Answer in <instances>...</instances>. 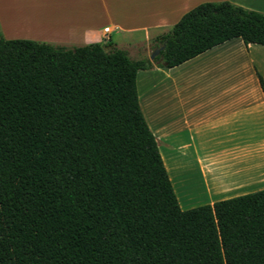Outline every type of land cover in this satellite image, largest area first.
I'll return each mask as SVG.
<instances>
[{
	"label": "trees",
	"instance_id": "trees-1",
	"mask_svg": "<svg viewBox=\"0 0 264 264\" xmlns=\"http://www.w3.org/2000/svg\"><path fill=\"white\" fill-rule=\"evenodd\" d=\"M234 38L264 14L201 3L153 61L0 35V264H264V189L182 210L136 88Z\"/></svg>",
	"mask_w": 264,
	"mask_h": 264
},
{
	"label": "crops",
	"instance_id": "crops-1",
	"mask_svg": "<svg viewBox=\"0 0 264 264\" xmlns=\"http://www.w3.org/2000/svg\"><path fill=\"white\" fill-rule=\"evenodd\" d=\"M223 1L264 14V0H89L88 24L89 10L74 12L69 0L80 17L64 39L82 37L49 41L163 34L199 4ZM136 88L182 210L264 189V47L234 38L179 66L137 73Z\"/></svg>",
	"mask_w": 264,
	"mask_h": 264
},
{
	"label": "rangeland",
	"instance_id": "rangeland-1",
	"mask_svg": "<svg viewBox=\"0 0 264 264\" xmlns=\"http://www.w3.org/2000/svg\"><path fill=\"white\" fill-rule=\"evenodd\" d=\"M68 1L0 0V35L4 39H27L66 47L86 45L81 43L49 41H79L82 37L83 31L74 39H64L65 31H67L65 27L67 26V22L73 20L75 17H80L72 14L73 10L71 7H68ZM71 2L75 5L74 12L78 11V9L80 11L89 10L90 14V6H88L89 0H71ZM82 18L85 20L84 16ZM90 22L91 14L88 24ZM160 34L152 33L149 36H145L142 34L128 35L115 33L111 38V43L118 45L119 49L126 51L130 59L134 61L149 59L151 53L155 50V38Z\"/></svg>",
	"mask_w": 264,
	"mask_h": 264
},
{
	"label": "water",
	"instance_id": "water-1",
	"mask_svg": "<svg viewBox=\"0 0 264 264\" xmlns=\"http://www.w3.org/2000/svg\"><path fill=\"white\" fill-rule=\"evenodd\" d=\"M162 49H163V46L153 50V52L151 53V57H149V60L152 61L153 58L157 56Z\"/></svg>",
	"mask_w": 264,
	"mask_h": 264
}]
</instances>
